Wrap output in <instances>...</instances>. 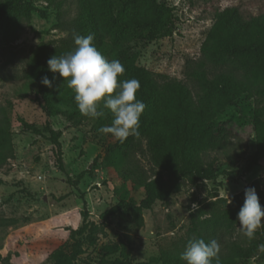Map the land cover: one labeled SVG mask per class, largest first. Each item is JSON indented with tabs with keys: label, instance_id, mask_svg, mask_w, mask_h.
I'll return each instance as SVG.
<instances>
[{
	"label": "rangeland",
	"instance_id": "rangeland-1",
	"mask_svg": "<svg viewBox=\"0 0 264 264\" xmlns=\"http://www.w3.org/2000/svg\"><path fill=\"white\" fill-rule=\"evenodd\" d=\"M31 1L35 10L29 19L0 18V264H47L53 250L69 249V230L81 225L83 203L89 220L99 225L100 215L117 203L115 191L124 180L143 182L158 176L165 180L153 165L144 139L134 138L128 147H119L122 161L115 162L108 151L112 152L118 140L98 131L101 126L111 125L110 111L105 110L102 118L56 112L57 108L67 111L75 103L74 96L70 105L53 100L54 109L49 114L38 106L33 58L42 44L60 46L68 37L69 31L62 23L77 14L78 4L77 0H57L62 2V15L58 16L54 5L45 0ZM157 2L172 9V33L151 42L132 39L123 44L124 51L134 65L148 70L158 83L179 81L192 93L196 87L187 75L202 58L201 49L215 10L235 8L244 21L264 15V0ZM230 71L235 79H243V71ZM64 82L67 84V80ZM263 102L261 98L242 96L210 124L214 133L226 129L230 134L223 141L226 150L213 151L209 159H216L214 168L218 173L237 177L219 175L213 181H182L180 189L166 202L155 203L140 218L131 212L111 217L96 244L84 246L79 261L97 264L101 258H127L132 264H163L166 259L180 258L190 240L202 237L216 239L221 246L219 259H232L230 264H264L262 248L250 258H242L235 251V244L245 248L251 241L243 235L237 219L245 190L255 188L264 207V159L243 174L255 150L253 113ZM19 117L40 129L48 121L53 130L60 132L66 175L75 179L83 173L77 188L67 185L66 175L58 172L47 135L23 131ZM229 208L236 210L231 228L226 229L227 218L213 224L215 217ZM258 233L264 234V228Z\"/></svg>",
	"mask_w": 264,
	"mask_h": 264
},
{
	"label": "trees",
	"instance_id": "trees-1",
	"mask_svg": "<svg viewBox=\"0 0 264 264\" xmlns=\"http://www.w3.org/2000/svg\"><path fill=\"white\" fill-rule=\"evenodd\" d=\"M45 1L48 5H54L58 16L62 15L61 1ZM77 4V14L62 23L69 31L68 37L61 41L60 46L42 44L33 58L34 85L37 87L35 101L47 114L54 109L53 100L70 105L74 90L65 84L58 73L49 71L47 61L54 55L59 57L73 52L76 48L75 34H93L94 44L102 55L109 60L118 59L124 65L125 72L119 79L135 78L140 82L136 96L146 105L140 117V136H129L123 143L117 141L112 152L109 149L108 153H112L115 162L120 163L119 147H128L134 138L144 139L153 165L159 175H165V180L160 176L156 180L143 182L124 180L115 191L117 203L100 215L102 223L99 225L89 220V212L83 203L81 225L69 230V249L58 247L53 250L47 264H89L79 261L84 254V246L96 244L98 235L104 226L109 225L111 217L131 212L140 218L143 211L150 210L155 203L166 202L180 189L182 181H213L219 175L237 177L232 173H218L214 168L216 159H209L208 155L213 151L226 150L223 141L230 134L226 129L216 134L210 124L242 96L264 100V15L250 16L244 21L235 8L215 10L213 24L201 49L202 58L187 75L196 87L192 93L179 81L158 83L148 70L134 65L132 57L127 56L123 48L124 43L138 37L151 42L171 34L175 27L171 8L157 0H77ZM34 10L31 0L0 1V18L20 16L29 19ZM41 15L46 16L44 11H41ZM231 69L243 71V79H235ZM45 76L52 81L51 87L41 83ZM55 110L70 116L80 113L74 102L65 112L61 108ZM18 122L27 133L47 135L53 147L56 168L66 175L60 132L53 130L48 121L42 129L21 117ZM252 132L255 150L243 174L264 159V102L254 110ZM117 163L112 161L114 165ZM82 178L83 173L75 179L66 175L65 182L77 188ZM235 211L231 208L225 210L215 217L213 224L227 218L226 229L229 230L235 221ZM256 236L245 248L235 244V251L240 257L250 258L260 245H264V234L258 233ZM151 260L161 262L158 258ZM231 260L220 259V264H230ZM97 264L132 263L127 258H101ZM163 264H183V261L175 257L166 259Z\"/></svg>",
	"mask_w": 264,
	"mask_h": 264
},
{
	"label": "clouds",
	"instance_id": "clouds-1",
	"mask_svg": "<svg viewBox=\"0 0 264 264\" xmlns=\"http://www.w3.org/2000/svg\"><path fill=\"white\" fill-rule=\"evenodd\" d=\"M76 48L73 52L48 61V69L67 80L74 90V101L81 115L90 118L105 117V110L112 114L111 125L101 126V134H110L123 143L129 136H140V117L146 107L137 99L140 82L135 79L120 80L125 72L118 60H108L94 44V35H74ZM41 83L52 86L48 77ZM243 235L249 240L255 238L256 231L264 228V207L261 206L255 188L245 190L244 203L237 216ZM220 243L216 239L206 242L202 238L190 240L180 259L186 264H220ZM264 249V245H260Z\"/></svg>",
	"mask_w": 264,
	"mask_h": 264
}]
</instances>
